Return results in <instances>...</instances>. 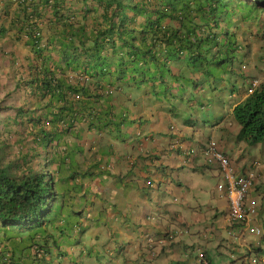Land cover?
Here are the masks:
<instances>
[{
    "label": "trees",
    "instance_id": "trees-1",
    "mask_svg": "<svg viewBox=\"0 0 264 264\" xmlns=\"http://www.w3.org/2000/svg\"><path fill=\"white\" fill-rule=\"evenodd\" d=\"M19 5V21L12 22L31 53L26 65L12 53L17 77L9 97L24 90L33 100L0 111V264H41L58 252L50 231L59 228L56 223L69 224L65 217L76 211L75 204L63 210L56 203L65 188L56 185L62 175L53 174L83 153L84 132L104 135L106 146L129 136L130 126L143 122V102L159 100L162 90L167 94L170 88L166 96H173L171 88L180 92L192 81L196 87L206 81L210 91L222 94L226 81L241 78L248 94L233 110L237 138L264 143V81L249 93L252 84L243 69L250 52L246 35L264 37V0H20ZM8 31L1 26L0 37ZM56 50L58 60L50 54ZM5 112L9 116L2 118ZM152 154L147 157L155 158ZM103 167L112 170L108 163Z\"/></svg>",
    "mask_w": 264,
    "mask_h": 264
},
{
    "label": "crops",
    "instance_id": "crops-1",
    "mask_svg": "<svg viewBox=\"0 0 264 264\" xmlns=\"http://www.w3.org/2000/svg\"><path fill=\"white\" fill-rule=\"evenodd\" d=\"M19 2L0 0V27L9 29L8 37H0V98L13 92L17 71L11 66V58L16 56L26 65L29 63L26 57L31 53L28 46L20 43L25 38L16 35L12 22V19L19 21L23 8ZM50 54L55 60L60 58L57 50ZM251 55L252 49L244 61L249 75L255 77L260 73L256 58ZM225 84L229 86L222 94L210 91L206 81L202 87H196L192 81L185 91L171 88L176 94L173 96H166L170 95V88L167 94L160 91L159 100L150 98L143 102L142 124L130 126L129 136L117 137L109 146L103 144L104 135L89 136L84 132V141L80 142L85 147L83 153L63 164L61 173L53 174L63 178L61 183L57 180V187L65 188V184L73 189L75 185L79 187L78 193L74 191L71 195L76 211L73 230L63 231L65 224L56 223L59 228L50 232L58 239V252L46 255L41 264H153L156 258L162 259L160 264H198V254L202 251L211 264V247L220 250L226 247L235 264L237 261L246 264L248 253L264 252V237L249 234L241 239L231 237L229 202L217 188L222 180L221 170L216 163H206L202 154L208 140L214 139L238 174L246 173L254 160L261 161L260 167L255 168L251 196L260 205L254 223L263 224L264 161L256 155L257 144L239 140V130L221 129L223 124L234 125L231 121L234 107L247 97L245 85L237 77ZM231 88L238 90L231 92ZM28 97L23 90L10 98L17 99L10 103L23 106ZM201 103L204 106L200 109ZM14 112L11 110L9 114L14 116ZM9 114L1 113L2 118ZM208 127L211 129L207 130ZM137 131L141 133L138 137ZM88 145L93 146L94 155ZM149 154L156 157L148 158ZM105 163L112 168L110 172L104 169ZM148 180L154 184L148 185ZM62 195L56 196V203L60 204ZM150 215L154 219L150 220ZM167 230L176 232V237L160 241L166 237ZM148 235L155 239L154 253ZM63 241L69 244L66 246ZM72 254L75 256L70 257Z\"/></svg>",
    "mask_w": 264,
    "mask_h": 264
},
{
    "label": "clouds",
    "instance_id": "clouds-1",
    "mask_svg": "<svg viewBox=\"0 0 264 264\" xmlns=\"http://www.w3.org/2000/svg\"><path fill=\"white\" fill-rule=\"evenodd\" d=\"M243 69H244V71H245L246 73L248 72V71H247V65H246V64L243 65ZM263 76H264V71H263ZM249 77H250V78H247V77H246V80L249 81L250 84H252V88L249 90V93H252L253 90H254V88L257 87V86H259L260 83H261L262 81H264V80H263V78H261L260 76H255V77H254V76L249 75ZM251 77H254V78H251ZM255 81H257V84H256V85H254V82H255ZM247 94H248V93H247ZM171 128L173 129L174 127H171ZM212 141H215L216 144H217V141L214 140V139H210V140H208V142H207V143L204 145V147L202 148V154H203V156H204V158H205L206 163H210V164H215V163H216V164L219 166V168H220V170H221V174H222V180H221V181L219 182V184L217 185V188H218L219 191H221L223 194L226 195V197H227V199H228V202H229L228 191H227L228 184L225 183V176H224V173H223L222 167L220 166V163H219L217 160L209 161V160L206 158V156L204 155V150H205V148H206V147L210 144V142H212ZM174 145H175V146L178 145V141H176V143H175ZM217 148H218V150H219L222 154H224L223 151L220 150V148L218 147V144H217ZM224 155H225V157L228 159V161H229V165H230V167H231L233 173H234L237 177H239V176H249V177H251V185H250V187H249V189H248V192H247V195H246V204H250L252 201H254L256 205H255V214L252 216V218H251L250 221H249V227H250V228H259V229H260V233H259V234H256V233H252L250 230H245V229H241V228H240V227H243V226H245V225H241V224H237V223H232V221L230 220V217H229V214H230V202H229L228 219H229V222H230V225H231L230 227L233 228V230L231 231L230 235H231V237H232L233 239H241L242 237L246 236L247 234H249V235H254V236H259V237H264V230H263V228H262V226H261L262 223H261V224H255V223H254V220L259 216L260 205H259L258 200H257L256 198H253V197L251 196V192L253 191L254 183H255V177H256V174H255V168L260 167V165H261V161H259V160H254L253 163L251 164L250 169H249L246 173L238 174V173L233 169V167H232V165H231V162H230V159H229L228 155H226V154H224ZM220 184H224V185H225V188H224V189H219V185H220ZM148 185H153V184H148ZM148 218H149L150 220L154 219V217L151 216V215H150ZM263 224H264V223H263ZM239 230H241V231L239 232ZM165 233H166V234H165L166 237L161 238L160 241H164L165 239H168V238H169V240H173V239L176 237V232H172V231H170V230H167ZM147 239H148V242H149V246H150V248L153 250V253H154L155 239H154L153 237L149 236V235L147 236ZM255 254H256V253H252V252H250V253L247 254L246 260L249 262V264H264V258L261 259V258H259L258 256H255ZM256 255H258V254H256ZM254 259H256V261H257L256 263L253 262ZM209 262H210V261L206 258V256H205V254L203 253V251L200 252V253L198 254V264H209Z\"/></svg>",
    "mask_w": 264,
    "mask_h": 264
},
{
    "label": "rangeland",
    "instance_id": "rangeland-1",
    "mask_svg": "<svg viewBox=\"0 0 264 264\" xmlns=\"http://www.w3.org/2000/svg\"><path fill=\"white\" fill-rule=\"evenodd\" d=\"M254 34V32H253ZM252 34L249 33L248 35H246V37H248L249 39V45H250V49H252V55L251 58H256L257 61V67H258V73H260L258 76H260L261 78H263V71H264V59H262L260 56H263L264 58V37L262 38H252L251 36ZM255 48V50H253ZM262 49V50H261ZM10 93H7V95L9 97ZM12 98V96H11ZM9 101L8 104H11L10 102L13 101L10 99V97L8 98V100L6 99V97L0 98V111H2L1 107H5L6 106V102ZM15 103V102H14ZM231 121L233 122V126H228V127H224L225 124H223V126L221 127V129L223 128H227V129H231V130H240V124L239 122L235 119L234 116H232ZM211 128L208 127L207 130H210ZM257 151H256V155L260 156V158L264 161V143H258L257 144ZM10 150L14 149V147L9 148ZM15 149H17V147H15ZM212 182H216L215 179L211 180ZM65 190H63V195L61 196L60 200H61V208L64 210L65 204L67 205V207L71 206L73 203V201L71 200V195H73V191L74 189L71 187V185H67L65 184ZM66 192V193H65ZM75 193H78V190L75 191ZM263 200V204H264V199ZM68 208L65 209V211L68 213ZM69 214V213H68ZM70 216V217H69ZM79 216V215H77ZM75 218V215H67V217H65V221H69V224H65L64 226V230H67L69 232H71L73 230V226H72V222L73 219ZM263 230H264V224H261ZM71 234V233H70ZM80 234V232L78 233ZM250 237H259V236H254V235H250ZM63 243H66V246L69 244L68 241H63ZM70 245H73L72 243H70ZM258 254V255H256ZM255 256H258L259 258L263 259L264 258V252H259L256 253ZM69 256V254L67 255ZM75 255L72 254L70 255V257H74ZM209 257L211 260V264H235L233 257L231 256V251L229 249H227L226 247L224 249H218L217 247H211V249L209 248ZM162 261L161 258H156L155 260H153V264H160V262ZM247 262V263H246ZM246 264H249V262L246 260ZM238 264H240L237 261Z\"/></svg>",
    "mask_w": 264,
    "mask_h": 264
},
{
    "label": "built area",
    "instance_id": "built-area-1",
    "mask_svg": "<svg viewBox=\"0 0 264 264\" xmlns=\"http://www.w3.org/2000/svg\"><path fill=\"white\" fill-rule=\"evenodd\" d=\"M257 81L254 82V85ZM204 155L209 161L217 160L222 167L225 183L228 184V198L230 202V220L232 223H237L245 225L240 227L241 229L250 230L252 233L259 234V228H250L249 221L255 214V202L252 201L250 204H246V195L248 189L251 185V177L249 176H239L237 177L230 165L228 159L222 154L218 148L215 141L210 142V144L205 148ZM225 185L220 184L219 189H224ZM241 230H239L240 232ZM256 263V259L253 260Z\"/></svg>",
    "mask_w": 264,
    "mask_h": 264
}]
</instances>
